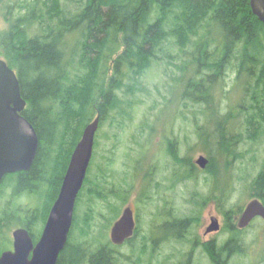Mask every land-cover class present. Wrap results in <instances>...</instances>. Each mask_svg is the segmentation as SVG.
Here are the masks:
<instances>
[{
  "label": "trees",
  "instance_id": "16d2710c",
  "mask_svg": "<svg viewBox=\"0 0 264 264\" xmlns=\"http://www.w3.org/2000/svg\"><path fill=\"white\" fill-rule=\"evenodd\" d=\"M29 1L27 9L19 5L26 10L23 16L4 15L10 28L0 34V56L16 73L26 101L22 115L36 132L38 148L29 170L8 174L0 184V254L11 249L13 229L25 228L33 243L38 241L84 128L97 115L98 129L106 121L117 131L125 122L131 125L137 96L151 94L145 84L161 66L176 68L175 86L183 91L178 103L203 104L199 107L205 115L216 85L229 70L235 72L240 111H227L223 121L215 120L208 128L209 139L214 135L218 156H225L227 165L233 156L241 159L237 145L264 140V23L252 14L250 0H68L70 5L62 0ZM6 10L12 16V9ZM238 116L242 120L236 125ZM203 129L197 127L198 132ZM201 133L200 140L212 147ZM135 135L131 146L125 145V157L134 151ZM97 145L95 135L92 164L56 264H136L135 252L144 253L146 237L139 243L138 226L131 239L115 246L96 223L97 218L106 219L111 226L135 188L124 179L117 184L111 159L107 169L99 168L91 179ZM253 188L264 205V162ZM138 197L143 204L144 189ZM101 211L110 213L109 218ZM237 213L224 212L230 237L217 247L204 246L214 264H230L247 255L244 230L229 220ZM186 223L179 221V226ZM259 223L264 228V222ZM122 247L128 253H122ZM257 264H264V252Z\"/></svg>",
  "mask_w": 264,
  "mask_h": 264
},
{
  "label": "rangeland",
  "instance_id": "374dc122",
  "mask_svg": "<svg viewBox=\"0 0 264 264\" xmlns=\"http://www.w3.org/2000/svg\"><path fill=\"white\" fill-rule=\"evenodd\" d=\"M31 2L29 0H0V34L10 28V23L5 20L4 15L8 18L23 16L26 13L25 9L29 7ZM62 2L70 5L68 0H62ZM20 3L26 4V8H19ZM8 7L12 9L10 10L13 13L12 16L6 14ZM0 58L2 57L0 56ZM175 73L177 74L175 67L161 66L158 70V75L146 82L145 86L148 87L151 94L144 93L137 96L139 103L131 125L129 122H125L123 130L117 131L112 129L110 121H106L100 125L96 133L98 145L96 153H94L93 168L95 170L91 173V179L94 178L99 168L107 169L111 159L117 169L116 177H119L117 184L120 182L119 180L124 179L135 186L134 191L130 193L128 201L121 207L120 212L125 206L129 205L134 210V214H139L137 240L141 243L146 237V241L144 253L140 254L139 252L138 254L135 252L132 258V262L135 261L136 264H214L211 257L207 255L204 246L211 243L214 247H217L223 243L222 241L230 237V234L225 231L227 223L224 212L230 210L240 212L248 201L256 198L254 197L255 188H253V182L260 173L264 162V140L257 143L237 145L236 155L240 154L241 159L234 156L229 158V167L225 163V156H218L220 153L214 146V143H216L214 135H212L213 140L209 139L210 130L208 128H213L215 120L223 121V115L227 111L235 114L240 111L237 108L240 95L237 88L238 84H235V72L229 70L221 84L216 85L215 92L212 93L214 95L213 103L211 102L210 105L204 104L205 107H208L205 110L206 115L202 113L203 107H199V105L203 104H198V106L188 104L186 106L183 101L178 103V98L183 95V91L181 85L175 86ZM156 86L157 88H155ZM214 110L218 111V116L212 115L215 112ZM236 118L234 122L237 125L238 120H242V116ZM203 126V133L198 132L197 127L203 128ZM232 126L233 122H230L229 127L232 128ZM135 133L136 146L134 151L129 152V156L125 157L127 153L125 145L131 146L133 142L131 137ZM199 133L202 136L205 135L209 143L212 142V147L204 145V142L200 140ZM114 135H117L118 138L116 139ZM166 139H171L174 145L175 141L178 140L180 142L178 144V153L184 156L185 166L191 162H196L200 156L214 157V165L217 170V184L215 186L217 187L214 188L213 196L216 194L217 202L219 203L221 196L229 191L222 207L214 202H208V205L202 208L199 219L190 233L191 236H195V240H192L193 237L187 234L183 240H177L174 237L173 239L162 240L161 227L158 223H165L168 219H164L165 215L163 217L156 216L152 221L156 223L153 226L149 221L150 212L154 210L155 205L158 204L159 206V197L157 196L154 201L149 200L147 197L143 204L138 202V194L143 189L146 192L149 186V181H146V177L151 176V173L157 168L159 163L161 164V160L168 151L173 153L175 147H177L170 145L169 142H166ZM111 151H114L113 155H111ZM204 176V174H198V185L194 186L189 183L187 188H182L183 196H180L177 205L179 213L181 212L180 216L185 215L186 217L189 213L191 206L187 203V200L190 199L193 192L197 191L203 199L208 198L210 186L209 183L205 182L208 179ZM218 207H221V209ZM192 209L194 210L193 216L197 217L198 209H194L193 206ZM83 210L84 207L81 208L80 213ZM101 212L105 213L107 218H109L110 213ZM211 216L218 219L219 231L205 235V229L210 224ZM239 217L240 214L237 215L236 220L232 221V224L236 225ZM96 223L100 226V229H105L106 239L109 240V232L112 225H108L106 219L101 220L100 218H97ZM180 226L169 222V229L166 233L172 230L173 233L181 235L187 230V227L186 225L185 227ZM152 229L154 232H151ZM96 230L97 228H95ZM13 231L14 229L9 232L11 240ZM243 232V238L248 244L247 255L243 259L236 258L233 261L231 260L230 264H257L264 252V228L256 220ZM120 251L128 253L126 247H122ZM139 255L142 256L139 257Z\"/></svg>",
  "mask_w": 264,
  "mask_h": 264
},
{
  "label": "water",
  "instance_id": "95a60500",
  "mask_svg": "<svg viewBox=\"0 0 264 264\" xmlns=\"http://www.w3.org/2000/svg\"><path fill=\"white\" fill-rule=\"evenodd\" d=\"M252 14L264 23V0H250ZM26 101L20 93L15 72L0 58V182L4 176L29 170L38 148L33 126L22 115ZM99 127L97 115L83 130L66 168L56 200L54 201L38 241L33 240L25 228L12 233V249L0 255V264H56L64 249L73 222L77 196L83 186L93 154L95 135ZM207 159L200 156L196 165L204 169ZM260 217L264 221V206L253 199L244 207L237 223L246 228ZM136 224L132 208L128 205L113 223L110 242L122 246L132 238ZM218 221L211 219L207 232H217Z\"/></svg>",
  "mask_w": 264,
  "mask_h": 264
},
{
  "label": "flooded vegetation",
  "instance_id": "af4514ba",
  "mask_svg": "<svg viewBox=\"0 0 264 264\" xmlns=\"http://www.w3.org/2000/svg\"><path fill=\"white\" fill-rule=\"evenodd\" d=\"M166 142L167 139H166ZM178 144L180 142L176 141L175 150L172 152H167V154L164 156V158L161 160V164L159 163L157 165V168L151 173V176L146 177V181H149V186L147 187L146 195L149 198V200H153L158 196L159 197V206L158 204L154 206V210H152L149 214L150 217V223L151 225H155L156 223L152 222L153 218L156 216H161L164 219L168 221L162 224L158 225L161 227L160 231L162 233L161 237L162 240H169L170 237L174 236H180V234H175L173 231H168L169 229L168 225L169 222L174 223L175 225L179 226V221L187 220L186 232L187 235L191 236V230L196 225V222L199 219V215L201 213V210L204 206L208 205V202L212 203L214 202L216 205L219 204L222 207L223 202L225 201L226 197L228 196V193H224L219 199V203L217 202L218 198L213 196L214 188L217 184V170L216 166L214 165V160L210 158L207 155H204V157L207 159V164L204 169H200L199 166H197L194 163H189L186 166L184 165V156L180 155L178 153ZM198 174H204V177H207V183H209L210 190H209V196L207 199H203L200 194L196 192H193L190 196V199L187 200V203L191 206L189 209V213L185 217V215L180 216L179 209L177 208L178 200L180 199V196H183V187H188L189 183H192L194 186L198 185ZM5 178V176H4ZM4 178L1 180L0 184L4 180ZM211 184V185H210ZM198 209L197 217L193 216V209ZM221 207H218L221 209ZM242 212V209H241ZM240 212V214H241ZM134 214V210H133ZM235 216L234 218L232 216L229 217L230 224H232V221L236 220ZM191 218V219H189ZM214 218L218 221V219L214 216L210 217V224L211 219ZM259 218H256L257 220ZM227 220V219H226ZM134 221L137 226V222L139 221V214H134ZM210 224L205 229V235H209L216 232H207L208 228L210 227ZM219 224V222H218ZM236 226V225H235ZM151 230V229H150ZM219 231V230H218ZM217 231V232H218ZM151 232H154L152 229ZM186 236V235H185ZM192 240H195V236ZM184 238V237H183ZM190 241V239H189ZM211 244V243H210Z\"/></svg>",
  "mask_w": 264,
  "mask_h": 264
}]
</instances>
